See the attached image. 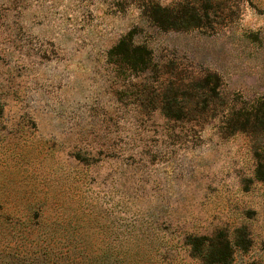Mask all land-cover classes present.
<instances>
[{
    "label": "rangeland",
    "instance_id": "obj_1",
    "mask_svg": "<svg viewBox=\"0 0 264 264\" xmlns=\"http://www.w3.org/2000/svg\"><path fill=\"white\" fill-rule=\"evenodd\" d=\"M44 240L264 264V0H0V248Z\"/></svg>",
    "mask_w": 264,
    "mask_h": 264
},
{
    "label": "trees",
    "instance_id": "obj_2",
    "mask_svg": "<svg viewBox=\"0 0 264 264\" xmlns=\"http://www.w3.org/2000/svg\"><path fill=\"white\" fill-rule=\"evenodd\" d=\"M134 55H136L134 59L139 57V54ZM137 61H141L140 63L142 64L145 63L143 59ZM134 63L137 64L136 62ZM245 129V127H242V130ZM46 242L47 240L41 242L42 250H32L21 243H15V245L8 243L7 246L0 248V264H58L63 258L62 254L56 253L55 250L50 248L51 242L44 245ZM58 254L61 257L57 258Z\"/></svg>",
    "mask_w": 264,
    "mask_h": 264
}]
</instances>
